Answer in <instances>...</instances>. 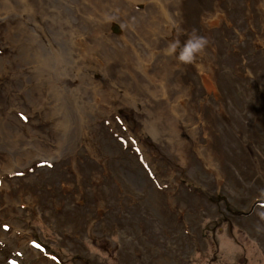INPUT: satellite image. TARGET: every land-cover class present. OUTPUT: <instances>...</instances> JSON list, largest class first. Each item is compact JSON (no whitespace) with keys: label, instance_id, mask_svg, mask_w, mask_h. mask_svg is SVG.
<instances>
[{"label":"rangeland","instance_id":"obj_1","mask_svg":"<svg viewBox=\"0 0 264 264\" xmlns=\"http://www.w3.org/2000/svg\"><path fill=\"white\" fill-rule=\"evenodd\" d=\"M37 2L68 39L0 13V70L32 80L0 85V264H264V0Z\"/></svg>","mask_w":264,"mask_h":264},{"label":"bare ground","instance_id":"obj_2","mask_svg":"<svg viewBox=\"0 0 264 264\" xmlns=\"http://www.w3.org/2000/svg\"><path fill=\"white\" fill-rule=\"evenodd\" d=\"M259 1L261 2V5H262L263 4L262 0H259ZM36 2H37V0H0V13L1 14H4V16L6 17V24L8 26H10V27H8V29H9V35L12 34V33L16 35L18 33L19 34L18 36L21 39L26 40V41H29L30 39L26 35V33L24 31V28L21 27V25L23 24V22L22 23H19L18 25L16 24V25L12 26L11 25L12 20H14L15 17H28V20L27 21L28 22H33V20H32L33 17L35 15H38L40 17L41 23L43 24V25H39L40 32L43 29H45V28L51 29L52 30V35H53V37H52L53 43L54 44L57 43L58 48H60L59 45H60V43L62 41L61 39H63V38L68 39V33L67 34L65 33L64 36L61 38V33H63V31L65 30L64 24H62L61 21L58 23L57 20H56L55 24H52L49 20H47L48 17L47 18L45 17L44 9L41 8L40 6H38L36 4ZM172 3H173V1H172ZM46 13L49 14L48 12H46ZM174 16L175 15H173V18L175 19L176 17H174ZM30 18H31V20H30ZM160 22L158 21L157 18H155L154 19V22H153L154 25L148 26L149 29H153V30H156V31H160L159 30V26L161 24ZM216 22H218V20H216ZM69 26L71 27V38L74 39L75 41H78L76 43L79 46L81 44H83V49H82L81 53L84 54V53L88 52V49H91L89 47V45H92L93 46V44H91L89 42L86 43L84 41V39L86 37L85 36V33H84L85 32L84 30H86V29H83L82 26H87V25H84V22L81 21L79 18H77L75 20V22L72 21L71 23H69ZM92 27L94 29H97V27H95V26H92ZM88 28L90 29L91 27H88ZM68 30H70V29H68ZM53 32H54V34L56 36V39L54 37ZM262 34H264V33H262ZM257 36L259 37V35H257ZM35 38H36L35 41L37 42L38 36L36 35ZM39 42H40V40H39ZM11 44L15 45L16 44L15 43V40L11 41ZM96 47H98V45ZM98 49H99V47H98ZM24 51H26L25 44L22 45L21 53H23ZM102 52H101V54H102ZM56 53H57V47H56ZM103 55H105V56L104 57L99 56V60L97 62H102L101 60L105 61V60L108 59V56H107L108 54H106V52H103ZM24 58H25V56L22 59H24ZM138 59H139V57H138ZM2 60H3V58L0 59V68H1V63H4ZM24 60H25L24 61L25 63H31V62H34L35 61V58H34L33 55H30L29 59L27 58V59H24ZM145 60H146V58L143 56L140 62L143 63ZM22 62H23V60H22ZM33 64L37 65L36 61ZM2 69H4V68H2ZM50 70L52 71V68ZM11 72H12V70H10V72L9 71L7 72V70L4 69L3 70V73H0V85L1 86H4L5 85V88H9L10 90L12 89L9 85H6V83L5 84L3 83L2 78L5 79L6 81H10V80H14L15 81L17 78H19L20 81H21V86L22 87L32 86V84H31V81H32L31 80V77H28L27 76V73L25 71H22L21 74H19L18 76H16L14 72H13V74ZM8 73H10L12 75L9 76ZM33 79H34V81H36L35 82L36 83V86L34 88L37 91L39 90V93L43 90V87H45L44 86L45 82H47L49 80L47 76L45 78L44 73L42 72V70H40V72L37 71L36 74L33 76ZM49 81H51V80H49ZM56 84H58V86H56ZM71 85H73L72 86L73 87V90L71 91V93H72V95L74 97V100H75L76 105L78 104V106L80 107V111H81V115H82L83 110H86V109H84L85 108L84 100H85L86 95L89 94V93H90V95H92V94L95 95L94 90H96V89L92 87L91 91H89L87 89H84L82 87H79L78 84H72L71 83ZM29 88L30 87H28V89ZM51 88L53 89V92L55 93V96H56L57 88H58L59 91H61V89H60V80L57 81L55 79V84H53V86ZM30 90L32 91L34 89L31 88ZM28 94H29V92H28ZM42 100H43V97H42ZM4 167H6V168H12L13 166H12V163L9 162V163H5L4 164ZM14 262L17 263V264L20 263L19 261H18L19 263L17 261H14Z\"/></svg>","mask_w":264,"mask_h":264},{"label":"clouds","instance_id":"obj_3","mask_svg":"<svg viewBox=\"0 0 264 264\" xmlns=\"http://www.w3.org/2000/svg\"><path fill=\"white\" fill-rule=\"evenodd\" d=\"M206 45L207 39L204 36L197 35L193 30L183 44L178 40L170 42L166 48V54L174 56L180 64H193Z\"/></svg>","mask_w":264,"mask_h":264}]
</instances>
